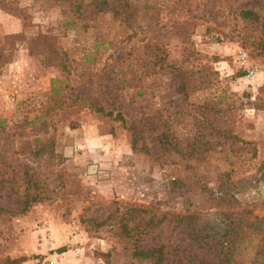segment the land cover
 Returning <instances> with one entry per match:
<instances>
[{"label": "rangeland", "instance_id": "rangeland-1", "mask_svg": "<svg viewBox=\"0 0 264 264\" xmlns=\"http://www.w3.org/2000/svg\"><path fill=\"white\" fill-rule=\"evenodd\" d=\"M243 9L264 21V0H0V258L264 264V55Z\"/></svg>", "mask_w": 264, "mask_h": 264}, {"label": "trees", "instance_id": "trees-1", "mask_svg": "<svg viewBox=\"0 0 264 264\" xmlns=\"http://www.w3.org/2000/svg\"><path fill=\"white\" fill-rule=\"evenodd\" d=\"M239 16L241 19L245 20V22L248 24V30L251 31L253 28H257L258 30H261L258 36L255 37L253 44H255V48L257 49L258 55H264V21L261 15H259L256 11L251 9H243L240 11ZM10 60L7 55H5L3 52H0V67L2 65L6 64ZM188 82L185 79H181L180 82V89L183 91L184 94H186ZM95 110L99 112H104L103 107L95 106ZM109 116H114V119H122L121 113H117L116 115H113V112L109 111L106 113ZM39 197L26 195L23 207L20 209V211H10L12 214H17L19 212H24L28 210V208L31 206L33 202L38 201ZM223 201H228L226 197H221L219 200V203L221 204ZM0 210H6L0 207ZM127 211L129 214V219L134 215L135 217L138 216L141 213V209L139 207H136L134 205H130L127 208ZM165 218L164 215H156V217H149L144 222V227L149 228V226H152L151 228H154L155 226L159 225L163 219ZM200 217H195L194 215H182L180 216V221L184 222V231L188 233V235L195 240V242L199 246H208L209 248H216L219 244L218 242H211V238L214 237V234L210 231L211 229H214L215 226L209 227V226H200L199 224ZM141 222V221H140ZM254 225H257L256 222L253 223ZM121 227V235L125 237H132L134 232V225L129 226L128 223H123L120 225ZM227 227V226H226ZM237 227L242 228L241 225H237ZM258 228V227H257ZM236 227L234 226L233 231H236ZM225 230V229H223ZM217 238V237H216ZM215 238V239H216ZM213 239V240H215ZM211 242V243H210ZM133 254L135 257L144 258L150 260L151 264H168V262L164 261L166 252L164 251L163 246H154V247H147V248H141V247H135L133 250ZM195 257V256H194ZM197 258V257H196ZM28 260L27 256H20L16 258H10L6 257L5 259L0 258V264H22L24 261ZM197 263L194 264H220V262H211L205 259H197ZM192 264V263H190Z\"/></svg>", "mask_w": 264, "mask_h": 264}, {"label": "built area", "instance_id": "built-area-1", "mask_svg": "<svg viewBox=\"0 0 264 264\" xmlns=\"http://www.w3.org/2000/svg\"><path fill=\"white\" fill-rule=\"evenodd\" d=\"M240 62L242 64V66L244 68H246L249 71V73L252 74V75H256L260 71L258 65H248L247 64V59H246L245 55H242L240 57ZM40 240H41L42 244L43 243H45V244L49 243V242L46 241V239L44 237H42ZM49 264H51V263H49Z\"/></svg>", "mask_w": 264, "mask_h": 264}]
</instances>
